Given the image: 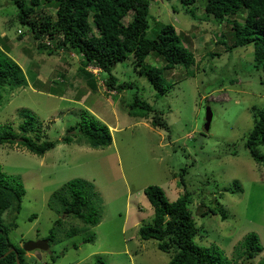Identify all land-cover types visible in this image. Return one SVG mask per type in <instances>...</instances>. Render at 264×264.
<instances>
[{
    "label": "rangeland",
    "instance_id": "rangeland-1",
    "mask_svg": "<svg viewBox=\"0 0 264 264\" xmlns=\"http://www.w3.org/2000/svg\"><path fill=\"white\" fill-rule=\"evenodd\" d=\"M149 1L150 35H156L158 23L173 25L196 59L190 69L165 71L173 87L161 98L148 79L134 71L132 58L119 63L113 75L119 83L132 82L134 89L121 94L110 91L105 86L108 74L91 68L97 78V90H92L79 75L83 60L79 54L39 51L30 31L17 21L16 6L0 0V45L28 79L26 87L0 92V125L18 131L21 123L30 120L22 114L26 110L42 129L43 139L58 143L43 156L22 146H0L2 172L19 177L26 189L15 218L10 210L5 214L7 224L17 225L10 233L11 242L23 248L29 241L46 240L61 219L56 241L48 251L26 252V264H95L98 259L106 264H167L174 251L162 252L158 241L143 240L139 234L154 220L145 195L150 185L161 187L170 202L188 194L199 245L218 247L233 264H258L264 258V165L245 147L254 125L253 109H264V72L254 68V45L228 51L232 26L209 16L206 0L191 6L180 0ZM44 10L55 14L52 8ZM134 15L131 12L123 23L129 24ZM44 42L53 48L51 40ZM147 61L164 66L162 58L153 54ZM137 93L161 112L170 131L151 126L154 113L148 118L129 114L127 105ZM207 107L213 112L208 131ZM85 111L110 128V146L95 149L78 144L76 138L72 143L62 141ZM261 151L264 154V148ZM73 179L95 185L98 195L90 204L99 212L100 224L67 238V231L84 224L58 215L49 201ZM217 208L226 212V220L220 213H208L218 212ZM249 233L258 234L263 246L251 261L236 254ZM85 237L94 241L85 243Z\"/></svg>",
    "mask_w": 264,
    "mask_h": 264
},
{
    "label": "trees",
    "instance_id": "trees-1",
    "mask_svg": "<svg viewBox=\"0 0 264 264\" xmlns=\"http://www.w3.org/2000/svg\"><path fill=\"white\" fill-rule=\"evenodd\" d=\"M11 1L18 10L17 21L30 31L39 51L49 50L51 55H55L58 51L70 50L83 58L79 75L94 91L97 90V78L91 68L108 74L105 86L110 91L121 94L134 89L132 82L119 83L113 75L119 63L132 58L134 71L145 76L156 91V96L161 98L173 87L165 78V71L176 67L190 69L196 63L195 55L182 44L181 36L173 25L158 23L156 35H150L149 0ZM180 1L185 6L197 2ZM48 8L54 9L55 14L44 10ZM133 11L135 15L132 21L125 25L123 19ZM206 12L219 24L227 22L232 26V43L227 45L221 42L227 45L228 51L254 45V68L264 72V0H206ZM237 16H242V20L236 19ZM46 39L54 43L53 48L44 42ZM152 54L162 58L164 66L148 63ZM27 85L28 79L23 68L0 45V92H14ZM2 102L3 96L0 94V106ZM127 108L134 117L148 118L150 113H154L151 126L170 131L161 112L154 111L138 93ZM253 111L254 125L245 147L257 163L264 165L261 151L264 148V109L257 111L254 108ZM22 114L30 120L21 123L18 131L10 125H0V146H22L39 156L56 148L57 142L43 139L42 129L34 122L35 118L29 116V111L25 110ZM75 138L78 144L83 142L95 149L113 143L110 128L100 123L89 111L81 115L79 123L67 129L62 141L72 143ZM25 194L22 180L3 173L0 165V264H17V257L21 264H26V251L10 240V233L17 225L15 222L7 224L5 219L9 210L13 212L14 218L15 213L20 212ZM97 195L94 184L84 179H73L51 196L49 206L53 211L58 215L72 216L84 224L79 229L67 231V238L85 233L100 224L99 212L95 205L90 204V199L93 200ZM145 195L154 209V220L152 224L141 227L139 234L143 240L158 241V248L162 252L174 251L167 264H233L218 247L201 246L195 241L198 228L189 209L187 193L170 202L161 187L150 185L145 188ZM217 209L218 212L208 210V213H220L226 220V212ZM60 223L59 218L50 230L47 237L49 243L56 241L55 233ZM93 241V237L84 238L85 243ZM12 249L15 252H10ZM262 251L263 246L256 233H249L236 247V254L247 261L255 259ZM95 264L106 262L98 259ZM258 264H264V258Z\"/></svg>",
    "mask_w": 264,
    "mask_h": 264
},
{
    "label": "water",
    "instance_id": "water-1",
    "mask_svg": "<svg viewBox=\"0 0 264 264\" xmlns=\"http://www.w3.org/2000/svg\"><path fill=\"white\" fill-rule=\"evenodd\" d=\"M212 120H213V112L211 110L210 107H207L206 108V123H205V129L208 131L211 127V123H212ZM49 240L46 239V240H41V241H36V242H32V241H29L27 242L23 249L26 251V252H32L34 250H43V251H48L49 248H50V245H49ZM10 252H15V249H12ZM10 252H8L6 255H8ZM17 264H21L20 262V259L17 257Z\"/></svg>",
    "mask_w": 264,
    "mask_h": 264
}]
</instances>
